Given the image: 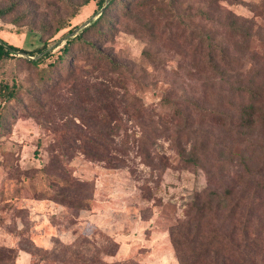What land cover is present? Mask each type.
Returning a JSON list of instances; mask_svg holds the SVG:
<instances>
[{
  "label": "rangeland",
  "instance_id": "374dc122",
  "mask_svg": "<svg viewBox=\"0 0 264 264\" xmlns=\"http://www.w3.org/2000/svg\"><path fill=\"white\" fill-rule=\"evenodd\" d=\"M84 1L0 0V5L16 6L10 15L0 16L1 38L31 51L46 44L44 51L31 55L38 56L36 59L16 53L0 60V84L17 86L10 125L0 130V264H53L41 260L36 248L72 245L84 237L89 242L79 249L88 257L99 256L121 264H179L171 227L186 220L196 195L209 186L207 170L221 160L218 145L228 147V158L245 148L246 141H239L237 136L236 100L228 96L229 85L210 74L198 73L197 64L187 55L188 49L154 42L152 46L162 59L160 63L145 60L142 51L146 39L130 31L134 18L121 14L119 0L107 11V23L99 30L86 32L85 38L132 70L128 89L141 97L149 110L151 125L155 126V143L151 147L155 164L150 166L140 155L134 137L140 135L141 129L127 119L131 149L124 165L109 167L80 153L64 154L50 129L56 125L44 121L35 101L39 98L41 72L56 77L60 73L58 66L65 69L68 65L67 61L61 63L59 56L67 40L74 36L69 35L73 31L66 38L64 33L74 26L81 27L98 10V0ZM178 1V12L192 13L190 27L184 32V28L177 30L179 35H186L193 27L202 28L204 23L218 36L224 35L226 44L238 55L234 42L239 37L218 23L227 21L228 10L249 20L254 34L232 68L244 74L264 67V0ZM218 5L222 12H214ZM201 9L208 10L211 18L201 17ZM186 10L188 13H184ZM151 15L159 20L160 29L165 13H145L144 17L150 19ZM61 22L66 26L55 32ZM72 51L75 53L70 59L77 56L75 64H84L81 51L76 47ZM47 52L50 55L36 65L25 60L38 61ZM65 88L57 97L44 99L49 114L59 125L68 113L65 96L69 91ZM173 91L177 95H171ZM167 93L180 106V115L175 113V103L164 99ZM180 94L186 98H177ZM253 139L264 144V129ZM195 140L208 144L204 165L186 162L181 156V152L191 150ZM230 168L235 171L232 165ZM53 198H77L86 206L79 208L72 201L63 204ZM261 201L259 210L264 211V195ZM208 231L206 227L204 234ZM262 256L264 259V254L259 253L257 258Z\"/></svg>",
  "mask_w": 264,
  "mask_h": 264
},
{
  "label": "trees",
  "instance_id": "16d2710c",
  "mask_svg": "<svg viewBox=\"0 0 264 264\" xmlns=\"http://www.w3.org/2000/svg\"><path fill=\"white\" fill-rule=\"evenodd\" d=\"M105 1L98 0V10ZM118 2L109 0L95 21L80 34L67 40L59 56L61 63L67 61L65 69L59 65L57 71L60 73L56 77L47 71L41 72V88L35 107L44 121L56 125L50 129L64 154L80 153L109 167H119L126 163L131 149V134L125 120L135 121L141 133L134 137V141L146 163L153 166L155 159L151 147L155 143V126L151 125L149 110L141 97L128 89L127 82L132 79V70L129 71L115 56L105 52L102 46L85 38L86 32L99 30L100 26L107 23V11ZM178 3V0H122L123 8L119 11L126 17L134 18L135 24L130 27V31L146 39L147 44L142 51L145 60L160 63L162 58L158 49L153 48L154 42L165 46L176 44L184 50L188 49L187 55L197 64L199 74H210L219 82L229 85L228 96L236 100L234 108L238 140L246 142L245 148L232 158L226 156L227 146L218 145V155L222 158L212 163V168L207 170L209 186L196 195L186 220L171 227L170 237L179 264H264L263 256L257 258L259 253L264 254V211L259 210L264 195V144L253 139L255 133L264 129V67L248 70L244 74L232 68L233 63L248 48L254 34L253 28L249 20L229 10L227 21L218 23L222 27L228 26L232 35L239 37V41L234 42L240 53L238 55L226 44L224 35L218 36L204 23L202 28L193 27L186 35H179L177 30L184 28V32L190 27L188 21L192 13L178 12ZM15 7L14 3L0 5V16L10 15ZM222 9L218 5L214 12H222ZM200 12L204 19L211 18L208 10L201 9ZM145 13H165L166 19L160 29L157 28L159 20L153 14L148 16L150 19H146ZM65 26L66 23L61 22L55 32ZM74 28L77 27L70 28L64 35L71 33ZM0 39L3 42L0 43V60L19 52L34 55L35 51H44L46 45L31 51ZM73 47L81 51L84 64H75L77 56L70 59L71 53H75ZM49 55V52L45 53L38 61L24 59L36 65ZM64 86L69 91V95L65 96L68 113L66 120L59 125L49 114L44 99L57 97ZM169 94L164 99L175 103V113L180 115V106ZM171 95L177 94L173 91ZM180 95L177 98H186ZM0 97V130L4 131L10 125L11 104L17 99L16 84L2 82ZM183 98L180 101L185 103ZM207 147L208 144L206 146L204 142L195 140L191 150L181 152V156L186 162L204 165L208 157ZM229 153L232 155L231 151ZM231 165L235 168L234 172ZM53 199L63 204L72 201L79 208L86 206L77 198ZM206 227H209V231L204 234ZM88 242V238L84 237L72 245L61 243L52 249L36 248V253L41 260L53 264H121L108 262L99 256H86V252H82L79 246ZM105 253L112 255L111 252Z\"/></svg>",
  "mask_w": 264,
  "mask_h": 264
},
{
  "label": "water",
  "instance_id": "95a60500",
  "mask_svg": "<svg viewBox=\"0 0 264 264\" xmlns=\"http://www.w3.org/2000/svg\"><path fill=\"white\" fill-rule=\"evenodd\" d=\"M108 2H109V0H106L105 1V4L103 5V7L101 8V9H99L97 12H96V14L94 15V16H92L91 18H89L88 20H86L83 24H82V26L81 27H78V28H76L75 30H73V32L71 33V34H69V35H73V36H75L81 29H84V28H86V27H88L93 21H95L100 15H101V13L104 11V9H105V7L107 6V4H108ZM66 37H68V35H66L65 36V38ZM0 43H3L2 41H1V39H0ZM21 55H23V56H25V57H27V58H29V59H36L38 56H31V55H29L28 53H26V52H19Z\"/></svg>",
  "mask_w": 264,
  "mask_h": 264
}]
</instances>
